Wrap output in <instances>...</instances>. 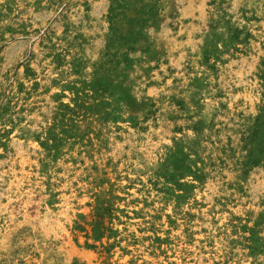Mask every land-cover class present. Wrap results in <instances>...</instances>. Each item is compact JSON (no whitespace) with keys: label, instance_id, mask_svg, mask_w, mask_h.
Instances as JSON below:
<instances>
[{"label":"rangeland","instance_id":"374dc122","mask_svg":"<svg viewBox=\"0 0 264 264\" xmlns=\"http://www.w3.org/2000/svg\"><path fill=\"white\" fill-rule=\"evenodd\" d=\"M0 264H264V0H0Z\"/></svg>","mask_w":264,"mask_h":264}]
</instances>
